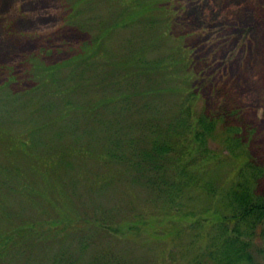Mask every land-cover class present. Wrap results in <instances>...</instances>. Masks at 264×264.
<instances>
[{"label":"rangeland","instance_id":"obj_1","mask_svg":"<svg viewBox=\"0 0 264 264\" xmlns=\"http://www.w3.org/2000/svg\"><path fill=\"white\" fill-rule=\"evenodd\" d=\"M119 13L125 19L113 28ZM99 24L112 28L106 44L115 56L70 95L79 107L67 108V87L47 81L41 67L89 48ZM201 115L213 119L205 140L187 133L183 145L201 142L214 156L195 168L210 193L178 192L175 205L157 199L158 190L138 180L139 154L146 178L158 174L165 189L180 147L158 152L152 141L184 140L175 128L202 130ZM228 135L264 164V0H0V236L32 220L86 219L71 231L40 227L0 264H59L61 256L60 264H188L200 244L204 254L206 239H195L191 215L176 224L185 227L179 236L167 234L165 214L178 202L197 212L219 208L241 173ZM258 192L264 195V179ZM247 236L253 261L264 264L263 224Z\"/></svg>","mask_w":264,"mask_h":264},{"label":"trees","instance_id":"obj_2","mask_svg":"<svg viewBox=\"0 0 264 264\" xmlns=\"http://www.w3.org/2000/svg\"><path fill=\"white\" fill-rule=\"evenodd\" d=\"M135 1L136 0H132L133 3H135ZM120 16L121 19L118 21V18H120ZM124 19L125 15H122L120 13L119 16L116 17V19H111L114 22L113 28L119 25L118 23H120ZM108 31L111 32L112 28L99 24V28L93 31L94 35L91 38L92 45L89 48H84L83 50L75 53L73 56H71L69 59L64 60L63 62L57 63L55 65H44L41 67V70L43 72L42 76L45 79L47 74V81L56 80L58 82H63L62 85L67 87L66 91L68 94L66 93L65 95V103L66 105H68L67 108L74 107V104H77V107H79V102L71 104L73 100L71 99L70 95L75 96L76 93L79 94L83 86L86 85L88 81H91L97 77L96 75L100 69L98 68V65L101 66L103 63L109 62L115 56V53L113 51H109V48L106 44L108 36H111V33H109ZM132 52L133 50L131 51V53ZM68 63H70L71 67L66 76L61 80L55 79L60 76V67L63 65H67ZM65 83H68L69 86ZM89 102L92 103V101ZM48 103L49 106H52L50 102ZM85 109H92V106H89L87 104V107ZM51 110L53 111V109ZM68 110L69 112H71V110L78 109ZM50 118L53 121L56 120V122H58L60 119V117L57 118L54 117V115ZM196 120H198V124L200 123L197 127L202 126V130L197 128L198 130L195 131L192 128L191 124L184 127L183 132L179 131L180 129L175 128V133L177 134V136L184 138V140L181 141H178V138L176 139V141L178 142L174 144H179L177 146L174 144L170 145L169 143L168 145H166V143L164 145H161L157 143L156 139H153L152 141L154 145L153 147H155L154 149H156V151L158 152L169 151L170 148L176 149L178 146L180 147L179 152L181 156L178 157L176 155L174 160L172 158V160L174 161V166L176 165L179 168V171H177V167L175 166L176 174H174L172 181H169L165 189L158 184V181L160 180L158 179V174L157 178L155 176L146 178V174L144 171H149V167L146 168L143 166L142 162L139 160L140 154L137 161L136 158L128 160L127 152L123 157L124 160L128 162V165L134 166L135 164L131 163V161L137 162L138 165L136 164V168L139 172L138 180L143 181V184L149 187V189H151L152 191L157 192L158 190V195L156 197L157 199H164L166 202L169 201L171 202V204L175 205V203H177L178 201L176 197V193L178 192H188L190 189L196 190L199 188H204V190L206 189V193H208L210 190L208 183H206L207 181L204 182L203 178H201L200 174L197 172L205 169L203 163L207 162V160H210V158H214V156L209 153L210 151L208 152V147L206 146V144L204 146L201 145V142L205 140L204 134L211 128L213 119L209 117L206 118L205 116L201 115V117L196 118ZM184 121L185 120H181L180 124H183ZM42 127L43 126H40V128ZM187 133H193L194 139L201 140V142L197 141L194 146L189 145L188 148L184 147V141L188 140L187 137L184 136V134ZM34 134L35 133H33V135L31 136L32 139H34ZM227 138L231 146V152H233L234 149H237L239 151V158L237 159L240 163L239 166H241V173L240 179L235 184L231 185L226 192L222 193L224 197L219 199V208H217V210H214L213 205L211 204L204 207L202 211L197 212L193 210V208L187 207V205L183 206V203L181 202L180 203L182 204V206L180 207L178 205V202V204L176 205L177 208H175L174 211L171 210L169 211V213L165 214L168 217V221L166 223L170 224V229L167 234L172 236H179L180 233L185 230V227H176V224L181 222L182 219L187 222L188 216L191 215L193 216V218L190 221L189 227L194 230L195 239L199 243H201L203 236L206 239L204 254L203 246L200 244L197 255L195 253L194 257L188 264H200L201 256H209L211 259L216 260V262H214L215 264H256L253 261V254L251 253V246L253 241L249 240V236L247 235H250V233L252 235L253 231H255L258 225L263 224L264 230V195L258 192L260 182L264 179V164L259 163L251 157L248 146L243 145L244 143L242 142L240 137L232 138L230 135H228ZM138 139L139 142L142 143L143 139L141 137L134 139V142H137ZM134 142L130 140L128 144ZM118 146L120 147L122 146V144H119ZM132 150V152L135 151L134 149ZM107 152L113 153L115 156H117V153L111 151ZM184 155H187L186 162L183 161ZM162 156L164 157V155ZM162 156H159V158H161ZM195 168L198 169L197 172H195ZM189 170L193 172L189 173ZM165 172L166 170L162 172L164 174V178L165 176H167ZM197 181L198 183H196ZM29 186L31 187V189H35L34 183H29ZM23 188H28V184H24ZM172 208L173 207H171V209ZM9 213L11 212L9 211ZM58 218H52L49 224L48 220L45 224L43 222L40 223L36 220H32L33 222L29 221L24 225L20 223L18 224L20 226H15L13 228L10 227L8 232L0 236V258L1 256H4V254H7L11 249L15 248L18 245L19 239H21L20 242H26V238L37 236L34 232L36 230L38 231L40 227L44 226V228L47 229L42 230H46L48 232L51 226H54L53 228H51L54 230L57 229L59 231L63 229L65 231H71V225L78 223L81 219V222L83 220H86L83 219V215L77 217L67 215L65 217H62L61 219ZM100 227L110 229L112 226L101 225ZM244 227H246V231H242ZM209 228H213V230L205 235V231H208ZM68 259L64 260L66 264ZM58 260L60 264V262L62 261V256L57 259V261Z\"/></svg>","mask_w":264,"mask_h":264}]
</instances>
